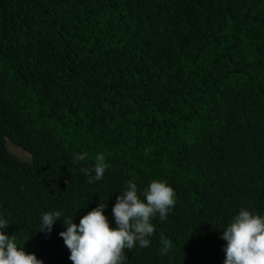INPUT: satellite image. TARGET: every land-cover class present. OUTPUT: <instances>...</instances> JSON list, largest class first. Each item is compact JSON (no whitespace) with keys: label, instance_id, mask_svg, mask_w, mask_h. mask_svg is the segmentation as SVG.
Segmentation results:
<instances>
[{"label":"trees","instance_id":"obj_1","mask_svg":"<svg viewBox=\"0 0 264 264\" xmlns=\"http://www.w3.org/2000/svg\"><path fill=\"white\" fill-rule=\"evenodd\" d=\"M97 154L108 167L88 183ZM152 180L176 203L126 264H223L222 229L264 215V0H0L5 232L72 264L63 218L107 204L115 226L127 182ZM49 211L63 218L39 231Z\"/></svg>","mask_w":264,"mask_h":264},{"label":"clouds","instance_id":"obj_2","mask_svg":"<svg viewBox=\"0 0 264 264\" xmlns=\"http://www.w3.org/2000/svg\"><path fill=\"white\" fill-rule=\"evenodd\" d=\"M84 160L85 155H76L73 164ZM107 167L104 155L97 154L93 167L81 171L89 177L88 183H93L103 178ZM175 203V190L164 180H152L142 192L136 183L128 181L112 207L115 226L105 215L107 204L99 203L78 224L74 218H63L60 211L45 212L39 231L50 233L63 218L64 230L59 236L69 249L72 264H126L125 250L137 244L149 247V237L155 231L151 221L157 215L161 221L165 220ZM9 224L0 216V264H44L34 252L19 246L14 235L5 232ZM221 238L226 241L223 264H264V215L241 208L222 229Z\"/></svg>","mask_w":264,"mask_h":264},{"label":"rangeland","instance_id":"obj_3","mask_svg":"<svg viewBox=\"0 0 264 264\" xmlns=\"http://www.w3.org/2000/svg\"><path fill=\"white\" fill-rule=\"evenodd\" d=\"M7 144H8L9 150L13 154H15L16 156L21 158L22 160L27 161V162H30L32 160L31 155L27 151H25L22 148L14 145L10 140L7 141Z\"/></svg>","mask_w":264,"mask_h":264}]
</instances>
